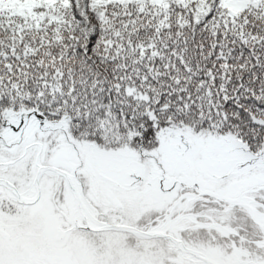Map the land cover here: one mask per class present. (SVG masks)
Wrapping results in <instances>:
<instances>
[{
  "label": "snow or ice",
  "instance_id": "snow-or-ice-1",
  "mask_svg": "<svg viewBox=\"0 0 264 264\" xmlns=\"http://www.w3.org/2000/svg\"><path fill=\"white\" fill-rule=\"evenodd\" d=\"M0 264H264V0H0Z\"/></svg>",
  "mask_w": 264,
  "mask_h": 264
}]
</instances>
